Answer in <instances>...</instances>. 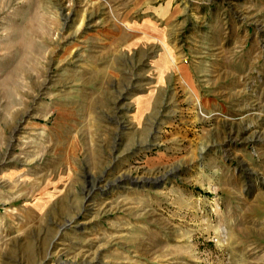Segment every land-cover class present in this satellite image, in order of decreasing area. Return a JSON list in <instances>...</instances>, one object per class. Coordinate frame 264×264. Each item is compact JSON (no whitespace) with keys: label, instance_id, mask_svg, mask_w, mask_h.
Segmentation results:
<instances>
[{"label":"rangeland","instance_id":"rangeland-1","mask_svg":"<svg viewBox=\"0 0 264 264\" xmlns=\"http://www.w3.org/2000/svg\"><path fill=\"white\" fill-rule=\"evenodd\" d=\"M0 264H264V0H0Z\"/></svg>","mask_w":264,"mask_h":264}]
</instances>
